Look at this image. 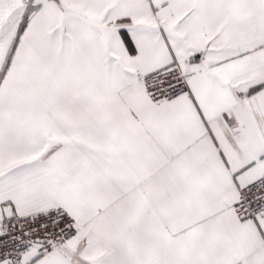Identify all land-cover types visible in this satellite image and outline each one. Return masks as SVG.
Segmentation results:
<instances>
[{
  "label": "snow or ice",
  "instance_id": "6c2138e0",
  "mask_svg": "<svg viewBox=\"0 0 264 264\" xmlns=\"http://www.w3.org/2000/svg\"><path fill=\"white\" fill-rule=\"evenodd\" d=\"M0 264H264V0H0Z\"/></svg>",
  "mask_w": 264,
  "mask_h": 264
}]
</instances>
